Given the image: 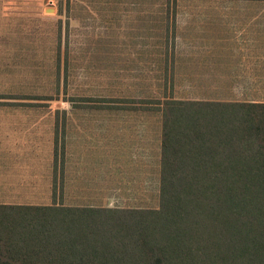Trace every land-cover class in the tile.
I'll list each match as a JSON object with an SVG mask.
<instances>
[{
	"label": "rangeland",
	"instance_id": "1",
	"mask_svg": "<svg viewBox=\"0 0 264 264\" xmlns=\"http://www.w3.org/2000/svg\"><path fill=\"white\" fill-rule=\"evenodd\" d=\"M176 1L0 0V203H50L56 149L65 204L157 207L158 136L154 144L147 140L138 175L132 174L133 151L117 143L114 174L95 169L93 159L106 161V151L90 150L87 139L95 133L86 114L91 110L133 109L146 91L169 94L158 85L130 86L139 81L129 77L139 74L143 46L226 48L230 73L252 61L257 78L254 86L226 87L225 98L264 100V0ZM210 59L217 66L216 54ZM119 65L124 69L118 72ZM202 88L179 87L177 95L205 97ZM148 112L147 126L157 135L160 112Z\"/></svg>",
	"mask_w": 264,
	"mask_h": 264
},
{
	"label": "trees",
	"instance_id": "2",
	"mask_svg": "<svg viewBox=\"0 0 264 264\" xmlns=\"http://www.w3.org/2000/svg\"><path fill=\"white\" fill-rule=\"evenodd\" d=\"M162 87L157 207L65 204L55 149L50 203H0V264H264V100Z\"/></svg>",
	"mask_w": 264,
	"mask_h": 264
},
{
	"label": "crops",
	"instance_id": "3",
	"mask_svg": "<svg viewBox=\"0 0 264 264\" xmlns=\"http://www.w3.org/2000/svg\"><path fill=\"white\" fill-rule=\"evenodd\" d=\"M178 1L179 0L176 2ZM151 36L152 35L149 33L148 35L147 33L145 34V37ZM143 47L140 49L139 59L136 61V64H138L139 68V74L129 77L130 80L131 78H138L139 81L134 79L135 81L130 83V86L141 85L146 87V85H158V87H162L164 85H173L175 87V95H177L179 87H203L201 90L206 98L220 100L225 99L224 96L227 94L228 89L226 87H250L255 85L252 83V79L254 78L256 80L257 75L254 73L257 71L255 70L252 72L253 69L250 66L252 61H250L248 67L240 69L241 71L239 73H230L232 68L228 69L229 58H227L225 55L231 53V51H227L226 48L219 46L211 49L210 47H197L189 45H175L170 46L169 48L158 45ZM112 54L114 55V53ZM211 54H216V59L218 60L217 66L210 59ZM134 60L128 58V61L131 63H135ZM111 62L114 61L111 60ZM121 62L127 61L125 58H116V63L121 64ZM115 69L119 72L122 71L124 67L119 65L116 66ZM210 69H212V71H210ZM208 78H213V80ZM115 79H122V75L117 74ZM244 79L249 81H235ZM230 80L233 81L230 82ZM209 87L213 88L210 89ZM103 98L109 97L107 96ZM141 98H150L148 91H146L145 95H143ZM77 111L78 110H69L66 114L68 115L71 113L73 114V117L80 116L81 112ZM148 111L152 110L140 108H124L118 110L113 109V107H111V109H103L102 107V109L91 110V112L86 113L88 114V117L91 118V122L89 124L90 130L95 131V133L87 136V139L90 142L88 144H91L90 146L88 145L90 150H96L100 148L106 151V161L103 162L101 159H93V161L96 163H93L94 167L95 165L103 166L100 168V172L109 174L110 176L114 174V161L113 158H111V151L114 150L115 143L119 144V146L123 149L133 151L130 159L132 160V163H134V160L137 162L134 163L136 166L135 168H137V170L132 172L134 175L135 173H137V175L141 173L139 168H145V164H143L145 162V154L143 152L147 150V140L152 139L154 144V140L156 139V136H158V149L160 154L161 119L159 117V123L157 127L158 134L155 135V130L150 131V127L147 126L148 123L146 118L149 117L147 114L150 113ZM127 130L135 131L132 133L136 134V139L134 135H132L131 131V134H128ZM141 132L143 134L139 135ZM76 139L77 138H75V140ZM142 173L145 174L144 171Z\"/></svg>",
	"mask_w": 264,
	"mask_h": 264
}]
</instances>
